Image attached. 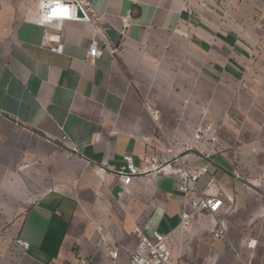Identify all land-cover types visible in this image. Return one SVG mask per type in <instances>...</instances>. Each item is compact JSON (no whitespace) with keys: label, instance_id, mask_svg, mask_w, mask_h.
Masks as SVG:
<instances>
[{"label":"crops","instance_id":"1","mask_svg":"<svg viewBox=\"0 0 264 264\" xmlns=\"http://www.w3.org/2000/svg\"><path fill=\"white\" fill-rule=\"evenodd\" d=\"M38 1L0 0V264H77L78 255L108 264L110 250L127 259L136 228L168 235L178 264H264V235L251 218L264 202L223 155L207 160L191 151L182 160L208 168L200 191L213 181L211 192L223 196L222 239L208 215L181 228L190 207L177 178L140 177L126 187L117 179L126 155L138 166L143 157L166 161L167 148L190 143L178 119L182 103L168 105L167 90L146 94L163 98L150 102L160 113L156 123L125 72L167 75V58L155 56L166 51L167 35H180L205 56L213 78L229 83L234 116L264 114V0H88L116 50L95 65L87 63L95 33L86 23H64L63 54L41 47ZM145 51L149 57L138 59ZM19 238L28 250L16 245Z\"/></svg>","mask_w":264,"mask_h":264},{"label":"built area","instance_id":"2","mask_svg":"<svg viewBox=\"0 0 264 264\" xmlns=\"http://www.w3.org/2000/svg\"><path fill=\"white\" fill-rule=\"evenodd\" d=\"M34 15V22L44 27L41 42V47L44 49H49L56 54H63L65 50L62 39L64 23L79 22L90 25L95 33V39L91 42L88 49V64L95 65L105 51L111 54L116 52L115 49L109 47V43L104 37L103 30L100 27L101 16L88 0H40L37 3ZM132 21V13L122 17L123 36L131 26ZM100 43L103 44V49H100ZM147 110L152 119L159 123L161 118L159 111L151 106H147ZM202 113L206 115L207 111L202 109ZM61 141L65 143L71 153L76 154L79 152L78 148L70 143L67 136H63ZM193 141L195 143L194 146L186 149L167 148L166 155L169 158L166 161H161L157 156L143 157L140 159V165L138 166L133 156L126 155L124 157L125 166L118 171L117 179L122 186L126 187L130 185L133 179L140 177H152L155 179L160 176H168L177 178L178 191L183 195L190 207L189 212L183 211L180 215L181 228H189L195 217L208 215L215 219L214 237L222 239L227 233L226 222L220 217L225 206L223 196L215 195L211 192L213 181L207 185L205 190H199L198 183L208 173L207 167L195 170L189 163L182 162L184 152L191 151H195L204 159H211L213 154L217 153L216 150H220L216 149L219 141L215 130L204 125L195 127ZM208 146L211 147L213 153L206 148ZM238 178L240 179V177ZM227 199L232 202L231 198L227 197ZM133 233L137 244L130 256L127 259H123L118 250H110L108 264H178L173 257L168 235L155 231L152 237H147L140 228L134 229ZM15 243L25 251L30 247V243L21 238L17 239ZM77 264H89V261L87 258L78 255Z\"/></svg>","mask_w":264,"mask_h":264},{"label":"rangeland","instance_id":"3","mask_svg":"<svg viewBox=\"0 0 264 264\" xmlns=\"http://www.w3.org/2000/svg\"><path fill=\"white\" fill-rule=\"evenodd\" d=\"M166 40V51L156 50L155 56L167 58V67H164L167 68V75L149 76L143 72L140 78L133 77L126 68L130 90L139 94L138 98L145 108L152 107L151 101H163L159 97H146L149 93L158 95L155 91L167 90L168 105L173 102L179 108L182 103L181 109L186 113L178 115V119L190 143L181 144L180 149L194 146L192 139L196 126L204 125L215 130L219 141L216 149L220 150H216L217 153L213 155H223L229 159L236 175L255 191L257 201L264 202V114L247 112L245 118L236 114L234 116L232 110L236 99L228 92L229 83L212 77L211 70H207L211 66L207 67L205 56L180 35H167ZM137 56L140 60L149 57L146 51ZM212 105H215L214 110ZM202 109L207 111L206 115H203ZM237 116L241 119H237ZM172 120L175 121L174 118ZM206 148L213 153L210 146ZM258 213L254 210L251 218L257 220L258 233L263 237L264 211Z\"/></svg>","mask_w":264,"mask_h":264}]
</instances>
